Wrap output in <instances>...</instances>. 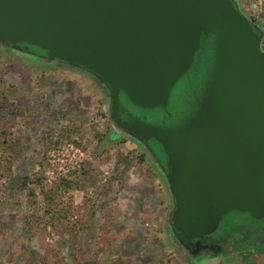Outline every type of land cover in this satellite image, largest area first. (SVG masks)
Instances as JSON below:
<instances>
[{
    "label": "rangeland",
    "instance_id": "rangeland-1",
    "mask_svg": "<svg viewBox=\"0 0 264 264\" xmlns=\"http://www.w3.org/2000/svg\"><path fill=\"white\" fill-rule=\"evenodd\" d=\"M238 2L264 29V0ZM22 51L0 42V264H203L187 258L171 235L174 200L162 171L168 172L165 148L152 139L146 148L116 129L110 92L99 79L45 59L34 46L29 55ZM214 61L195 82L200 100ZM187 80L175 86L171 107L173 124L187 120L158 137L176 164L179 223L187 234L203 235L215 228L211 222L223 197L243 200L263 188L264 146L259 132L238 140L235 125L208 116L197 129L179 131L200 108L188 100ZM237 85L242 94L250 92L230 80L227 94L252 120L262 108L239 92L235 97L230 88L237 91ZM27 177H44L34 193L23 185ZM64 178L74 188L68 190ZM46 195L65 216L47 214ZM259 224L264 221L230 212L205 236L218 231L239 239L243 226ZM258 260L264 264V257ZM225 264L243 263L235 258Z\"/></svg>",
    "mask_w": 264,
    "mask_h": 264
},
{
    "label": "water",
    "instance_id": "water-1",
    "mask_svg": "<svg viewBox=\"0 0 264 264\" xmlns=\"http://www.w3.org/2000/svg\"><path fill=\"white\" fill-rule=\"evenodd\" d=\"M263 30L244 15L238 0H0L1 43L19 51L22 44L37 47L46 52L45 59L99 79L111 93L112 120L140 142L154 139L165 148L168 172L162 171L174 200L170 223L188 241L214 232L230 212L263 219L264 186L243 200L223 197L211 222L215 228L203 235L187 234L178 219L173 152L159 138L169 130L139 120L121 123L117 118L120 96L139 110L166 112L175 86L187 76L206 44H212V79L196 115L179 131L197 129L208 116L235 125L233 134L238 140L259 132L264 146ZM230 80L232 84L241 81L250 91L242 94L237 85V91L230 88L235 97L239 92L245 102L261 106L256 118L246 117L242 103H231Z\"/></svg>",
    "mask_w": 264,
    "mask_h": 264
},
{
    "label": "flooded vegetation",
    "instance_id": "flooded-vegetation-1",
    "mask_svg": "<svg viewBox=\"0 0 264 264\" xmlns=\"http://www.w3.org/2000/svg\"><path fill=\"white\" fill-rule=\"evenodd\" d=\"M213 45L206 44L203 50L197 55L195 58L192 69L189 71L187 76L184 79L187 80L188 90H189V101L194 102L193 105L197 106L200 97L197 93V79H200L201 73L204 70H207V73L211 70V65H213L214 57L213 53ZM25 53H29V51H25ZM210 66V67H209ZM194 79V80H193ZM195 83V84H194ZM107 88V86L105 85ZM108 89V88H107ZM109 90V89H108ZM110 92V91H109ZM191 92V94H190ZM185 93V92H184ZM173 94V92H172ZM187 94V92L185 93ZM184 95V94H183ZM185 96V95H184ZM111 97V93H110ZM173 97L169 100L167 111L163 110H154V111H142L137 108H134L129 102L125 100L123 96H120L119 108L117 111V118L122 123H132L136 120L141 122H145L147 124H152L157 127L172 129L175 130L184 123L187 118L182 121L179 125L173 124L174 113L172 111L173 108ZM113 102L110 98L109 102V110L111 114V119H113ZM172 107V108H171ZM116 129L123 132L125 135H128L131 139L136 141L138 144H141L146 147L145 142H140L138 138L133 137L127 130H123L119 127V125L114 121ZM154 141V139H152ZM147 148V147H146ZM166 174V173H165ZM173 210L171 211V214ZM241 213V212H240ZM253 221H264L263 219H256L251 214L247 213ZM172 215H170L171 220ZM231 225V224H230ZM227 227V229L230 227ZM171 235L178 242L180 248H182L186 257L194 260L196 262H201L203 264L211 261L218 260L216 264H225L228 261H233L235 258H240L243 264H259V260L261 257H264V225L257 226H243L241 230V237L239 239H235L233 233L231 237L218 235V231L209 236H204L203 238H195L188 241L184 238L177 230H172V225L170 223ZM221 232V231H220ZM223 232V231H222Z\"/></svg>",
    "mask_w": 264,
    "mask_h": 264
},
{
    "label": "trees",
    "instance_id": "trees-1",
    "mask_svg": "<svg viewBox=\"0 0 264 264\" xmlns=\"http://www.w3.org/2000/svg\"><path fill=\"white\" fill-rule=\"evenodd\" d=\"M260 35H261V31L259 30V29H257L256 30ZM22 46H24V50L23 51H29V49H30V47L31 46H29V45H26V44H22ZM37 48V47H36ZM39 49V48H38ZM41 50V49H40ZM41 51H43L45 54H46V52L44 51V50H41ZM212 55H213V57H214V50H213V53H212ZM210 67V66H209ZM206 72H207V70H204V72H202L201 73V76H200V79H201V77L202 76H206ZM191 94V93H190ZM186 106V105H185ZM174 113V112H173ZM43 178L44 177H42V178H33V177H27L26 179H25V181H24V186H25V189H27L28 190V192H29V194H31V193H34V191H35V188H36V185H41L42 183H43ZM63 181H64V183L63 184H65L66 185V187H67V189L68 190H70L71 188H74L73 187V181L71 180V179H67V178H64L63 179ZM55 198H54V196L53 195H51V196H48V195H46V205L48 206L47 208H46V212H47V214H49V215H51V216H58V217H61L62 218V216H65V215H63V214H61V212H60V210L59 209H53L54 208V204H55ZM66 214V213H65ZM172 215V214H171ZM170 222H171V220H170Z\"/></svg>",
    "mask_w": 264,
    "mask_h": 264
}]
</instances>
